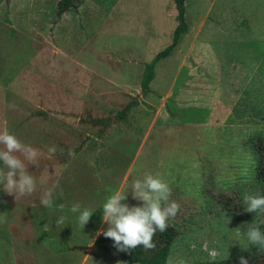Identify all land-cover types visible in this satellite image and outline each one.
Segmentation results:
<instances>
[{
	"label": "rangeland",
	"instance_id": "1",
	"mask_svg": "<svg viewBox=\"0 0 264 264\" xmlns=\"http://www.w3.org/2000/svg\"><path fill=\"white\" fill-rule=\"evenodd\" d=\"M60 1L0 0V130L42 153L28 166L32 195L0 186V264H125L96 235L108 227L101 207L146 172L180 204L167 262L259 253L243 231L256 223L264 233V216L245 211L243 195L264 194L250 142L264 135V0H184L187 31L155 63L146 94L144 65L171 42L173 1L72 0L57 15ZM99 117L110 122L101 136ZM57 181L64 197L46 208ZM77 202L93 211L83 229ZM123 202L143 203L130 191Z\"/></svg>",
	"mask_w": 264,
	"mask_h": 264
},
{
	"label": "clouds",
	"instance_id": "2",
	"mask_svg": "<svg viewBox=\"0 0 264 264\" xmlns=\"http://www.w3.org/2000/svg\"><path fill=\"white\" fill-rule=\"evenodd\" d=\"M57 151L55 145L47 149L48 158H51ZM69 156L75 158V152L69 149ZM42 153L30 144L22 142L14 133L6 127L0 130V186L2 190L15 199L32 195L37 188L35 176L28 171L29 165L39 166L38 162ZM58 190V191H57ZM129 191L134 199L142 201L140 206H129L123 202L127 200ZM172 189L170 185L161 178L160 174L146 172L142 179H136L130 185V189L116 190L109 195L102 205V220L107 223L106 230H97L96 235H103L114 241V246L118 251L128 252L143 246L151 250L156 247L154 237L157 232H164L168 228L169 219H174L179 210L180 204L171 201ZM64 197L63 188L57 181L41 197L40 204L46 208H51L54 199L59 200ZM244 210L250 213L264 215V194L244 193ZM56 207L62 212L65 208L63 203ZM70 211L79 213L78 223L83 229L90 220L93 211L83 208L77 202L72 204ZM66 217L60 215L55 218L58 229L65 226ZM242 233L238 232L237 236ZM243 235L249 245H256L258 250L264 251V233L256 223L247 225ZM167 264H172L169 258ZM177 264H186L180 259ZM240 264H248V260L240 257Z\"/></svg>",
	"mask_w": 264,
	"mask_h": 264
},
{
	"label": "trees",
	"instance_id": "3",
	"mask_svg": "<svg viewBox=\"0 0 264 264\" xmlns=\"http://www.w3.org/2000/svg\"><path fill=\"white\" fill-rule=\"evenodd\" d=\"M172 1L176 9V25L173 29L171 42L163 49L156 52L151 60L144 65L141 77V91L143 94H146L149 91V83L154 77L155 63L158 60L166 57L177 45L180 35L187 31L184 0ZM70 6L76 7V4L72 0H61L60 2H58L57 15H60L61 13L67 11ZM136 104L137 99L133 98L131 101L125 104L121 110L117 111V113L115 114V118L124 120L132 106ZM109 123V118L107 117L95 118L93 120V124L98 126L96 134L98 136H101L104 128L107 127ZM250 142L257 153V166L255 169L256 178L264 182V135H256L251 138ZM176 235V228L168 222L167 230L162 233L157 232L156 236L153 238L156 247L151 250L145 249L141 245L136 249H132L128 252L118 251L114 246V241L112 239L107 238V242L109 247L122 259L125 264H167L170 247ZM241 256L248 260V264H264V251L260 250L259 253L246 252L238 256L227 257L221 260H211L206 264H240Z\"/></svg>",
	"mask_w": 264,
	"mask_h": 264
},
{
	"label": "water",
	"instance_id": "4",
	"mask_svg": "<svg viewBox=\"0 0 264 264\" xmlns=\"http://www.w3.org/2000/svg\"><path fill=\"white\" fill-rule=\"evenodd\" d=\"M79 247H81V246H79Z\"/></svg>",
	"mask_w": 264,
	"mask_h": 264
}]
</instances>
